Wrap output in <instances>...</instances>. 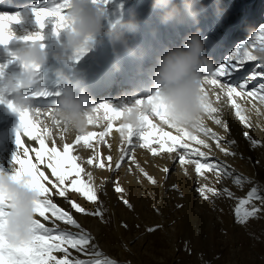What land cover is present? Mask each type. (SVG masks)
Listing matches in <instances>:
<instances>
[{
    "label": "rangeland",
    "instance_id": "rangeland-1",
    "mask_svg": "<svg viewBox=\"0 0 264 264\" xmlns=\"http://www.w3.org/2000/svg\"><path fill=\"white\" fill-rule=\"evenodd\" d=\"M144 1L108 0L103 6L105 12L103 21L113 24L118 21L119 16L122 18L125 12L119 15L120 5L123 9L147 10L152 0H148L146 3ZM204 4V11L206 13L212 11L216 13V17L214 21V19L208 20L204 15V19L207 20L203 23L208 26L206 28L208 30L205 32L206 34L204 33L207 42L204 37L202 38L203 45L205 43L209 45L211 42L218 43L219 40L223 42L230 40L226 55H232L239 46L246 44L256 56H261L259 52L261 45L255 38L259 35L260 29L264 28V0H218V10L217 0H204ZM5 6L13 8V5L7 3L3 4V7ZM211 21L214 25L209 29L208 23ZM120 60L117 59L118 62ZM261 62H263L261 59L249 63L237 62V64L233 61L232 63L236 65L233 74L244 75L242 80L236 82L243 83L248 80L247 88H252L256 83L260 88V85L264 84V76H254L253 74L264 72V63L259 64ZM220 63L222 64V62ZM246 64V70H243V66L240 69L239 65ZM112 78V75L102 74L93 84H96L97 88L99 85H106ZM224 78L229 79L230 77L225 76ZM89 95L94 96L93 105L99 104L96 101L100 95L104 96L102 93H99L98 97L95 94L89 93ZM259 95H264V91L257 96L259 97ZM258 102L261 103L259 99L256 102L257 105ZM29 104L50 108L54 106L55 102L39 100L38 102L29 101ZM258 107L259 109L256 108L255 111L249 107L247 114L245 108L240 106V115L244 114V118L245 116L250 117L249 119L245 118L243 122L231 117L232 113L227 116L222 113L214 114V117L221 120L219 125L213 119L210 125L203 120L206 128L211 127L216 136L221 137V147L235 155H225L216 146L205 148L203 145L196 144L194 140L190 139L191 137H185L182 141L190 145V151L205 152L207 162H215L212 158L216 157L218 159L216 163L221 166L219 170L205 169L201 173H197L195 164L182 165L177 155H174L173 157L176 158L173 159L165 150H160L158 154L154 155L148 147L140 146L143 141L138 138H134V143L138 141L137 145H125L123 154L125 158L120 162L119 168L116 165L112 168L111 148L105 140L100 141L94 136L91 140L92 147H86L83 142L76 145V151L72 154L79 157L77 162L85 169V172L92 173L91 183L99 200L88 201L86 197L71 189L65 192V197H60L58 194L53 196V202L62 210L69 212L81 226L80 229H77L72 225L57 221L56 224L59 228L72 233H79L82 229L92 238L87 246V253L82 254L69 248L71 255L68 258L92 260L107 257L114 260L116 264H264V204L260 200L253 199L246 205L245 207L249 210L253 205L262 210L255 216L249 217L243 224L237 222L234 214L238 200L246 198L247 192L252 187H257L258 195L264 196V103ZM40 109L43 110V108ZM98 119L96 129L100 130V126L97 124L101 123V119L99 117ZM159 120L157 118L156 122L158 123ZM159 123L160 129L163 128L164 132L168 125L161 121ZM225 125L227 129H225ZM93 127V124H89L86 133H94ZM60 132V140L68 144H71L77 135H81L66 125L61 128ZM245 132L257 141L255 146L246 138ZM156 134L151 138V146L159 149L160 145L155 143V140L160 138V133ZM230 140L235 143H228ZM170 143L169 141L165 148ZM25 146L32 147L26 144ZM47 146L51 147V145ZM57 148L62 147L57 146ZM179 151L183 152L182 149ZM14 155H16L15 152H11L12 158L10 157V159L0 156V171L11 173L17 167L13 163ZM30 156L35 163V154L30 152ZM108 157H111V161L108 160ZM90 158L95 160L93 165L87 164V160ZM186 159H200L201 162L203 159L205 162V158L196 155L188 156ZM117 160L120 161V157ZM220 160L221 162H219ZM99 163H103L104 167H97L96 165ZM39 167L50 179H55L51 177L50 169L46 168V164L39 165ZM164 168H168L170 171L166 173L163 171ZM220 170L240 173L244 179L242 184L236 185L233 180H229V177L221 176ZM179 176L182 178V182L175 180ZM75 178L74 175L70 177L65 182V186ZM81 178L87 180L84 173L81 174ZM173 180H175V184H173ZM43 182L50 187L47 181ZM117 186L123 191L117 192L115 190ZM204 187L214 188L218 193H221L223 188H228L233 193V197L229 198L225 194L213 196L211 193H206L208 199H205L197 191L198 188ZM106 190L109 194L106 193ZM125 199L131 207L125 205L123 202ZM68 200L85 208L86 212H76ZM100 202L103 203V206ZM97 208H100L102 217L86 214L95 212ZM162 216L167 221L165 227L162 225ZM39 219L45 223V226L54 227L49 222L43 221V218ZM118 228L122 231L118 232ZM150 228H155V230L148 231ZM92 244L96 245L95 249L92 248ZM96 250L102 253L101 257L92 255ZM53 255L59 259L66 253L54 252Z\"/></svg>",
    "mask_w": 264,
    "mask_h": 264
},
{
    "label": "snow or ice",
    "instance_id": "snow-or-ice-1",
    "mask_svg": "<svg viewBox=\"0 0 264 264\" xmlns=\"http://www.w3.org/2000/svg\"><path fill=\"white\" fill-rule=\"evenodd\" d=\"M108 0H93V3L100 4L104 6ZM70 5V0H59L52 7H39L33 8L32 12L35 17L36 24L40 27H44V22L46 17L54 18L53 32L59 33L61 30L67 29L69 26L68 21V8ZM13 22H18V15H0V45H6L10 39H12V33L9 31V25ZM24 40H31L33 42L41 41L43 37L40 33H35L33 35L25 36ZM92 38H88V41L85 42L79 49L74 52V59L79 60L88 50L89 41ZM259 40L261 47L259 52L261 60H264V28L260 29L259 35L255 38ZM43 47V45H41ZM16 59V57H13ZM256 55L251 54L248 51L247 45L239 46L236 51L232 53L230 57L227 58L224 64L217 67L210 75L204 77V84L202 86V93L204 94L205 102L202 104L204 112L209 116L210 119H213L216 124H221V120L217 117L212 116V113H215L217 109L212 106L211 102L208 100V89L205 85H212L216 88H219L220 94L227 95L228 99L232 101L233 107L237 109L236 115L243 122L244 117L240 115V106L235 103V96L243 97L245 95L249 97H255L260 92L264 91V84L260 85L259 89H253L251 91H245L246 86L248 85V80H245L243 83H240L237 86H230L224 82L221 78L228 76L232 69L236 66L232 62L235 60L238 63L243 61H254L257 60ZM3 65H0V72L3 71ZM22 67L25 70H31L34 73H37L39 70L38 65H23ZM254 76H264V72H256ZM34 96H47V92H36L33 93ZM59 95V93H57ZM220 99V95H217V100ZM259 100L261 103H264V95H259ZM2 97H0V103H3ZM148 102L152 104V113L149 116L142 117V123L138 129L125 128L120 124L117 131L120 132L121 137H125L129 145L132 144V138L137 137L143 143L141 147H148L154 155L158 154L160 150H165L169 153H176L180 163L184 164H195V171L201 173L202 170L212 171L214 169L219 170L221 166L216 162H207L206 153L194 150L190 151V145L184 141L185 137L189 136L190 133L187 129L176 128L173 125L169 124L163 109L155 103V97H147L146 99H140L137 101V104H143ZM7 107L18 114L19 126L17 129V135L15 143L20 149L18 155L13 156V163L17 165L14 168V171L11 175V179L16 182L25 184V186L30 187L36 190L40 199L35 201V219L32 222V236L30 239L21 242H10L4 238L2 229L5 224V217L8 215V210L11 208V204L8 202V198L0 193V264H116L114 260H111L107 257L96 258L92 260L77 259L73 257L69 259L68 256L69 248L75 249L79 253H87V246L91 242V237L84 233L83 230L79 233H72L65 230H61L56 224L57 221H62L64 224L72 225L77 229H80L81 226L77 223L75 219L69 214V212L62 210L53 202V196L58 194L60 197H65V192L69 189L74 190L75 192L80 193L87 198L88 201L97 200V195L94 190L92 181V173L85 172V169L81 167L80 163L77 162L79 159L78 156L73 155L72 153L76 151L75 147L72 144L65 143L63 144V150L59 151L55 141L52 142V146L48 147L45 143L49 139L51 133L48 125L42 119L43 115H48L51 121L55 124L52 118V109L47 110L46 113L41 111H27L17 109L10 101L7 102ZM103 111V119L107 120L108 123L105 127V131L99 134V140L103 141L104 137L108 135L109 130L112 128V122L114 120L120 119L122 113L120 110L113 108L108 103L98 104L94 107L92 115L89 117V124H95L98 117L93 115L100 111ZM159 118L164 124L168 127L176 130L177 133H182L180 136H173L168 132H163L162 129H158L157 126L152 122L150 117ZM225 129L227 126L225 125ZM195 131L202 132L205 136L216 141V147L220 151L224 152L225 155H235V153L228 152L225 148L221 147L220 138L216 136V133L212 132L211 129L206 128L204 123L201 122L195 128ZM160 133V138L155 140V143L160 145V148L157 149L152 147V137L157 133ZM95 133L88 132L86 134L77 135L75 138V143L79 145L81 142L86 147H92L91 140L95 136ZM246 138L251 141L252 145L255 146L257 141L252 139L247 132L244 133ZM23 137H27L29 141H35L39 147H29L25 146V141ZM191 139L194 140L197 144L203 145L205 148L209 147L202 139H197L195 135H191ZM171 142L170 145L165 148V145L168 142ZM232 144L235 141H228ZM182 149L181 153L179 150ZM22 150V151H21ZM30 152L35 153V163L30 156ZM98 155V153H97ZM126 155V153H125ZM196 155L201 158H205V162H201L200 159L190 160L186 157ZM125 158L124 155L120 157V161L116 162V167L121 166V161ZM176 157H173L175 159ZM108 160L111 161V157H108ZM95 160L90 158L87 160L88 165H93ZM46 164V168L50 169L51 177L55 179H50L45 175V171H42L39 165ZM97 167H104L103 163L96 165ZM111 167V164H109ZM164 172H169L168 168L163 169ZM84 173L87 176V180L81 178V174ZM219 174L221 176L230 177L232 172L227 170H220ZM75 176V179H72L70 183L65 186V182L69 180L70 177ZM151 179V177H149ZM43 181H47V184L50 187L46 186ZM155 183V181H152ZM233 182L236 185H241L243 180L237 175L233 178ZM175 187V186H174ZM54 190V191H53ZM117 192H122L119 186L115 189ZM197 191L205 199H208L206 193H211L213 196L225 194L229 198L233 197V193L228 190V188H223L221 193H218L214 188L204 187L198 188ZM253 199L260 200L264 204V196L258 195V188L252 187L250 191L247 192L246 198H241L238 200L234 208L235 218L238 223L243 224L248 220L249 217H253L257 212H260L262 209L253 205L251 210H249L246 205H248ZM125 205L131 207L129 202L125 199L123 201ZM68 203L71 204V207L75 209L78 213H85V208L81 207L79 204L68 200ZM50 214V215H46ZM88 215L100 216L102 217V212L100 208H97L95 212H87ZM38 217V218H37ZM47 221L53 226H45V223L41 222ZM126 227V225H125ZM159 227V226H156ZM155 228H150L148 231H154ZM92 248H96L95 244H92ZM54 252L66 253L62 258H57L53 255ZM95 257H101L102 253L98 250L92 253Z\"/></svg>",
    "mask_w": 264,
    "mask_h": 264
},
{
    "label": "clouds",
    "instance_id": "clouds-1",
    "mask_svg": "<svg viewBox=\"0 0 264 264\" xmlns=\"http://www.w3.org/2000/svg\"><path fill=\"white\" fill-rule=\"evenodd\" d=\"M216 7L218 10V0ZM150 9L159 13L161 24L181 22L184 17L197 24L199 14L205 10V4L204 0H180L178 7L173 0H152ZM67 11L69 26L64 29L66 49L75 52L90 37L92 39L88 46L91 47L93 37L106 35L114 56H118L120 50L128 55H135L128 38L129 35L135 34L139 26V19L135 13H131L126 20L117 21L120 30L113 26L104 33L102 21L105 12L102 5L93 3V0H70ZM48 18L51 17H46ZM38 42L32 41L30 45L19 50L17 59L21 65H38L40 68L45 63L44 46ZM54 58L67 63L62 55ZM212 71V61L204 54L199 30L191 32L184 37L180 46L166 49L157 57L151 77L154 90L148 97H155V103L163 109L169 124L176 128L195 130L196 126L203 122L205 115L202 104L206 98L201 91L204 77L210 75ZM35 76L36 73L23 68L19 76L9 77L0 91L14 93L10 102L17 109L30 111L28 96L22 95L19 90L33 86ZM57 76L61 82L62 95L57 101V106L52 109V118L55 122L84 134L88 130L89 117L98 104H92V97L80 87V82L71 84L69 77L60 71L57 72ZM138 100L140 99L129 104H123L122 101L120 119L121 125L125 128L138 129L142 117L152 113V104L148 102L137 104ZM102 103L112 106L107 101L99 104ZM13 171L11 173L0 171V193H3L11 204L2 233L10 242H21L32 236V222L36 215L34 202L41 197L36 190L11 179Z\"/></svg>",
    "mask_w": 264,
    "mask_h": 264
},
{
    "label": "bare ground",
    "instance_id": "bare-ground-1",
    "mask_svg": "<svg viewBox=\"0 0 264 264\" xmlns=\"http://www.w3.org/2000/svg\"><path fill=\"white\" fill-rule=\"evenodd\" d=\"M18 1H22L23 4L17 5L16 2ZM58 2L59 0H17V1L16 0H0V15H18V22H13L9 25V31L12 33V39H10L8 44L0 45V65L4 66L3 71L0 72V89L3 88V83L9 77L19 76L23 71L22 65L19 63L17 59V53L19 52L20 49L25 48L32 43V41H26L23 38L25 36L33 35L35 33H40V35L43 37V39L39 41L38 43L44 46V51L46 53V61L43 65L40 66L38 72L36 73V76L34 77L35 83L33 84V86L27 89L22 88L19 91L22 95L28 96L29 101L38 102L39 100H47L50 102H55V104L53 107H50V108L43 107V110L40 109L42 107L40 105H30L29 104L30 111H41L42 113H46L47 110L54 109L57 106V101L62 95L61 82L59 80V77L57 76L58 71L63 72L65 75H67L69 77L71 84L75 85L77 84V82H80V87L84 91H86L88 94L90 93L91 95H94L95 92L99 90L97 88H100L101 86L99 85L96 88V84H93V83L102 74L114 76L115 68L119 66V64L121 63V60L122 59L133 60L134 58L137 57L139 51H142L144 49V46L146 44L145 34L147 33V29H146L147 20L143 19V20H139V26L135 34H131L128 36L129 44L133 48L135 55H128L124 53L122 50H120L119 55L114 56L113 51H112V46L110 44L108 37L106 35H101L99 37H93V43L91 47H88V50L86 51V53L83 56H81L79 60H75L73 58L74 52L72 50L65 48V44H66L65 30H61L59 33L53 32L54 18L46 19L44 22V27L40 28L36 24L35 17L32 12L33 8L52 7ZM6 3L8 5H13V8H8V6L3 7V4L6 5ZM110 28H112V23H106L105 21H102V30L104 33L108 32ZM115 29L120 30L119 25L115 27ZM223 44L224 43L222 42L221 45L218 47V49H220L221 51L222 57L224 56L226 52L225 46H223ZM204 46H205L204 54L205 56H207V53H208L207 48L210 45L207 44ZM248 51L251 54L255 55L252 52V50L248 49ZM57 55L64 56L67 63L56 60L54 56H57ZM230 56L231 55H225L224 58L227 59ZM13 57H16V59H14ZM118 58L121 59L119 62L117 61ZM209 59L213 61L216 58L214 56H210ZM258 59L260 58L258 57ZM223 61L224 62H222V64H224L226 60H223ZM234 62L235 64H237V61L234 60ZM243 62L249 63L251 61L246 60ZM253 62H255V60ZM263 63H264V60L263 62L259 64H263ZM220 64L221 63H219V65L215 67L216 68L219 67ZM239 66L241 67L240 69H242V66H243V70H246L247 68V64L239 65ZM233 69L231 73L227 76V77H230L229 79H225V78L224 79L221 78V79L224 80V82L230 86L238 87L240 83H237L236 81L242 80L244 75L239 76L238 74H233L235 73ZM135 70L139 71L137 68ZM140 77L142 81H144L143 76H140ZM256 84L253 87L251 86L252 88L250 89L246 87L245 91L247 92L253 89H259L258 88L259 84L258 85ZM204 87L208 89V97H207L208 100L211 102L212 106L217 109L215 113H212V116H214V114H217V113H222V115H225V116H227V114L232 113L231 117L240 120V118L236 115L237 109L233 107V103L232 101L228 99L227 95L220 94L219 88H216L214 86L212 88H209L208 85H205ZM124 89L128 90L127 87H125ZM144 89H145V85L141 86L138 90L135 91L136 95L134 97L125 96L123 97V99H118L116 101L108 98V99H104L102 102H105V101L110 102L113 108L117 110H121L123 106L122 101H123V104H129L130 102L135 101L142 94V91ZM36 92H47L49 93V95L34 96L33 93H36ZM57 93H59V95H57ZM125 93L126 92L124 91L122 92L123 95ZM149 93L150 91H147L145 95L147 96V94ZM102 94L104 95V97H106L105 91H103ZM14 95H15L14 93L0 91V96L3 97V101H4L3 103H0V156H3L5 158L9 157V159L10 157L12 158L11 152H15V154L17 155L18 152L20 151L18 146L15 143L17 129L19 126L18 114L16 112L11 111L7 107V102L13 100ZM217 95H220L219 100H217ZM91 97L93 101L94 96H91ZM258 99H259L258 96L249 97L245 95L243 97H240V96H235L234 94L235 103L238 104L239 106L244 107L247 114L249 113V107L254 109L255 111L256 108L259 109L258 105L260 106L262 105V103H259V102L257 105L256 102L258 101ZM96 115L97 117L101 119V123L99 122L100 124H97L100 126V130L96 129L97 127L96 123L95 125L93 124L94 126L93 128H94V133L96 134L95 139H99V134L105 131V127L108 121L103 119L104 113L102 110L96 113ZM242 116H244V114ZM150 118L152 119V122L157 126V128L160 129L158 123L161 120H159V122L157 123L156 117L153 116ZM245 118L249 119L250 117L245 116ZM42 119L48 125L50 129V133H51L49 139L45 141L46 145L52 146V142L55 141L56 146L62 147V148H58V150L62 151L63 144H65V142L60 140L61 138L60 131H61V128L64 127L65 125L62 123H59V124L53 123L48 115H43ZM204 121L208 123V125H210V122L212 121V119H210L209 116L205 113ZM120 124H121V119L114 120L112 122L111 130H109L108 135L104 137L105 142L109 144L111 148V155L113 159L112 168L115 167L116 162L118 161L117 160L118 157H121L124 154L125 145L128 144L126 140V135L125 137H121L120 132L117 131ZM162 127H165V126H162ZM165 128L166 129L164 132H168L173 136L182 135V133H177L176 130L173 128H170L168 126H166ZM209 129H211V127ZM187 131L190 133V135L187 137H191V135H195L197 139L204 140L205 143L208 144V146H216V141L211 139L210 135L205 136L202 132H197L192 129H187ZM211 131L213 132V129H211ZM134 138H137V137L132 138L131 146L138 144L137 143L138 141L137 142L135 141L134 143ZM23 139L26 145H31L32 147H37V148L39 147V145L35 141H29L27 137H23ZM74 142H75V139L71 144L75 147L77 144ZM31 154H35V153L31 152ZM168 154L171 157L176 155V153H169V152ZM212 159L215 162L218 161L216 157H213ZM202 162H204L203 159H202ZM219 162H221V160ZM232 174L233 175L229 177V180H233V178L237 175H239L242 178V180H244L243 175H241L240 173L234 172ZM175 180H179L180 182H182V178L180 176L177 177ZM175 180H173V184H175ZM106 193L109 194L107 190H106ZM110 200L112 199L110 198ZM102 206H103V203H102ZM162 220H163L162 225L165 227L167 224V221L165 220L164 216H162ZM119 231L121 232L122 229L119 230L118 228V232Z\"/></svg>",
    "mask_w": 264,
    "mask_h": 264
}]
</instances>
